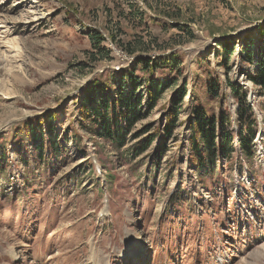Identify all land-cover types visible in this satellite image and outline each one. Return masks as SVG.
<instances>
[{
    "label": "rangeland",
    "instance_id": "374dc122",
    "mask_svg": "<svg viewBox=\"0 0 264 264\" xmlns=\"http://www.w3.org/2000/svg\"><path fill=\"white\" fill-rule=\"evenodd\" d=\"M93 31L110 51L95 63ZM168 55L179 69L155 78L176 84L121 144L83 126L89 85L120 79L138 57ZM263 67L264 0H0V264H264V92L251 81ZM135 73L147 107V75ZM213 79L217 98L207 93ZM184 84L189 94L166 140L173 91ZM195 104L230 116L228 129L243 119L245 134L253 114L262 131L253 158L219 156L216 172L197 173L189 163ZM49 112L64 152L42 163L15 135ZM137 237L146 254L123 258Z\"/></svg>",
    "mask_w": 264,
    "mask_h": 264
},
{
    "label": "trees",
    "instance_id": "16d2710c",
    "mask_svg": "<svg viewBox=\"0 0 264 264\" xmlns=\"http://www.w3.org/2000/svg\"><path fill=\"white\" fill-rule=\"evenodd\" d=\"M177 28L190 35L192 33L191 29L187 26L177 25ZM88 36L93 48V51L88 53L91 61L95 63L108 58L110 51L103 45L106 38L98 31H93ZM136 50L130 49L129 54H135ZM180 64V61L174 59V55H168L164 58L158 57L156 59L138 57L133 71L119 73L121 80L117 76L112 79L109 78L107 83L95 81L86 88L78 109L83 126L87 127L85 126L87 124L90 132L98 138L116 145L121 144L126 139L127 133L133 129L137 122L156 108L163 93L176 84L172 79L160 80L155 78L157 70L167 68L171 69V71H176V69H179ZM137 68H141L147 75L145 84L147 107H144L143 97L136 95V92L143 83L136 76L135 69ZM251 81L255 87L264 92V67L256 72ZM128 82L132 85L131 94L125 95L124 88ZM210 82L211 84L207 88V93L211 97L217 98L219 96L216 93L217 83L215 79ZM113 88L117 91L116 95H111V89ZM188 94L187 84L179 86L173 91V99L167 110V121L163 133V138L166 140L172 138L175 133L182 106ZM236 97L243 107L247 105L246 91H242L241 95H236ZM249 112L252 114L251 108H249ZM49 113L44 119L35 118L27 120L15 135V138L26 137L30 144L34 145L35 151L42 163H44L46 157L56 158L62 156L64 152V146L62 143H58L52 133L56 114L53 112ZM190 120L189 127L192 132L190 139V166H195L197 173H201L202 176L204 174H213L216 172L217 158L219 156L229 161L235 153L234 142L236 135L231 129H228L232 119L230 116L225 115L219 117L210 115L206 107L195 104ZM243 123V119H238V139L243 155L246 159H252L254 154L252 143L256 137V130L254 128L257 126V121L253 118L252 114L246 134ZM149 130V127H146L139 133V136L148 133ZM157 136H159V133ZM76 138H79L78 135L74 136V139ZM145 148L146 146L144 145L142 150ZM161 148L157 154L163 156L165 153H162Z\"/></svg>",
    "mask_w": 264,
    "mask_h": 264
},
{
    "label": "bare ground",
    "instance_id": "6f19581e",
    "mask_svg": "<svg viewBox=\"0 0 264 264\" xmlns=\"http://www.w3.org/2000/svg\"><path fill=\"white\" fill-rule=\"evenodd\" d=\"M139 242H140V240H139ZM130 244H132V248L134 249V250H139V251H142V246L140 245H138V241H136V243L134 244V243H132V241H130ZM132 248H128V250H133ZM10 255L12 256V258L13 257H17V255H15V254H13V253H10Z\"/></svg>",
    "mask_w": 264,
    "mask_h": 264
}]
</instances>
